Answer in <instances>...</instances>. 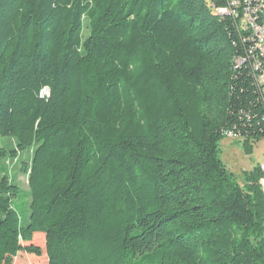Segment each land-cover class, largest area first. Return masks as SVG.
<instances>
[{
    "label": "trees",
    "instance_id": "1",
    "mask_svg": "<svg viewBox=\"0 0 264 264\" xmlns=\"http://www.w3.org/2000/svg\"><path fill=\"white\" fill-rule=\"evenodd\" d=\"M236 37L207 0H0V159L34 150L26 224L0 180V264L37 234L47 264H264L263 172L220 156L264 138Z\"/></svg>",
    "mask_w": 264,
    "mask_h": 264
},
{
    "label": "rangeland",
    "instance_id": "2",
    "mask_svg": "<svg viewBox=\"0 0 264 264\" xmlns=\"http://www.w3.org/2000/svg\"><path fill=\"white\" fill-rule=\"evenodd\" d=\"M207 6L212 8L211 0H207ZM84 38L88 36L87 28L83 31ZM48 90V89H47ZM17 148V142L10 138L0 137V149L12 150ZM34 150L31 149L20 154L17 158L4 157L0 159V180L4 176H9L11 181L20 187V196L15 201V207L21 213L23 222L26 224L29 220L31 193L29 188V175L25 172V166H30ZM221 159L227 168L237 177L241 185L245 184L244 175L258 168L264 161V139L253 145V152L246 153L243 140L224 137L221 141ZM35 244L41 246L44 250L41 257L21 252L14 259V264H47V255L45 249V238L43 234H37L34 240Z\"/></svg>",
    "mask_w": 264,
    "mask_h": 264
},
{
    "label": "built area",
    "instance_id": "3",
    "mask_svg": "<svg viewBox=\"0 0 264 264\" xmlns=\"http://www.w3.org/2000/svg\"><path fill=\"white\" fill-rule=\"evenodd\" d=\"M214 7L219 16L232 20L237 35L236 68L244 66L248 68L264 106V0H227L226 5ZM43 93L49 94V90L45 89ZM224 136L243 140L238 133L231 130L224 132ZM259 167L263 172L259 183L264 192V161Z\"/></svg>",
    "mask_w": 264,
    "mask_h": 264
}]
</instances>
